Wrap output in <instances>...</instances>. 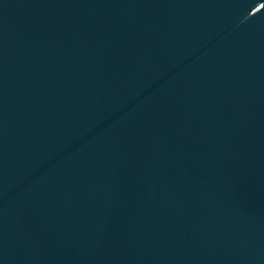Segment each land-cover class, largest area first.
<instances>
[{
  "label": "water",
  "instance_id": "95a60500",
  "mask_svg": "<svg viewBox=\"0 0 264 264\" xmlns=\"http://www.w3.org/2000/svg\"><path fill=\"white\" fill-rule=\"evenodd\" d=\"M0 264H264V0H0Z\"/></svg>",
  "mask_w": 264,
  "mask_h": 264
}]
</instances>
